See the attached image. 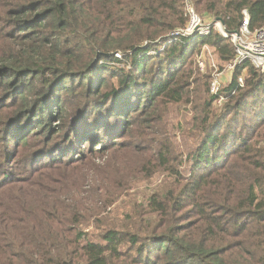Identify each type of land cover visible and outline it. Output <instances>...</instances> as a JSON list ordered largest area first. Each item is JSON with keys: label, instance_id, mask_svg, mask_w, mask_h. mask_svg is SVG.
I'll return each instance as SVG.
<instances>
[{"label": "trees", "instance_id": "16d2710c", "mask_svg": "<svg viewBox=\"0 0 264 264\" xmlns=\"http://www.w3.org/2000/svg\"><path fill=\"white\" fill-rule=\"evenodd\" d=\"M191 1L264 29V0ZM188 22L185 0H0V264H264V73L211 95L195 55L235 49Z\"/></svg>", "mask_w": 264, "mask_h": 264}, {"label": "built area", "instance_id": "2783aa9c", "mask_svg": "<svg viewBox=\"0 0 264 264\" xmlns=\"http://www.w3.org/2000/svg\"><path fill=\"white\" fill-rule=\"evenodd\" d=\"M185 6L187 15L189 16V22L186 28L181 30L179 34L186 37H192L195 34L198 37L208 36L216 24L213 23V26L203 27L202 24L204 21L198 16L199 14L195 11L192 1L185 0ZM244 15V21L238 31L229 33L225 30L224 26L221 28V35L229 39L235 49V57L227 66L231 78L236 67L246 62L251 63L255 69L264 73V30L251 31L247 12ZM203 61L204 54L197 58V66L198 69L205 72L206 68L204 67ZM238 81L242 86L245 85L243 76ZM223 84L224 81L221 77L216 76L212 78L209 86L210 94L218 97L223 88ZM223 101L224 99L221 97L217 103L222 104Z\"/></svg>", "mask_w": 264, "mask_h": 264}, {"label": "rangeland", "instance_id": "374dc122", "mask_svg": "<svg viewBox=\"0 0 264 264\" xmlns=\"http://www.w3.org/2000/svg\"><path fill=\"white\" fill-rule=\"evenodd\" d=\"M198 16L204 21L202 24L203 27L206 28V27H209V25L213 26V23L215 20L212 17H207L204 14L203 15L199 14ZM222 26H223L222 23H220L219 21L216 23V25L212 29L216 33L221 34ZM261 30H264V29H261ZM192 38L196 39L198 38V36H196L195 34L192 36ZM199 38H203V37H199ZM202 54H204L203 64H204V67L206 68L205 72L202 71L201 69H198V66L196 65L197 58L201 56ZM227 66L228 64L222 61H219V59L217 58L215 49L208 47V46L203 47L201 51L197 53L194 57V69H195L196 76L198 77L200 75L202 77H208L209 79L210 77L215 78L216 76H219L224 81L223 87L228 85L231 81V76L229 74V69ZM224 103L225 101L222 104ZM222 104L216 103L218 108H221ZM191 115L192 114L190 110L185 107H175L171 112V121L174 126L172 128V132L174 133V135H177L176 137L178 139V148L182 152L185 149L184 148L185 144H189L188 146L192 145L191 143H189L188 141H186L180 136L181 132L184 131V129L188 128V125L185 122L190 121ZM96 163H98L99 165L104 164L103 161H96Z\"/></svg>", "mask_w": 264, "mask_h": 264}, {"label": "water", "instance_id": "95a60500", "mask_svg": "<svg viewBox=\"0 0 264 264\" xmlns=\"http://www.w3.org/2000/svg\"><path fill=\"white\" fill-rule=\"evenodd\" d=\"M217 22H219V20H215V21H214V24H216Z\"/></svg>", "mask_w": 264, "mask_h": 264}]
</instances>
